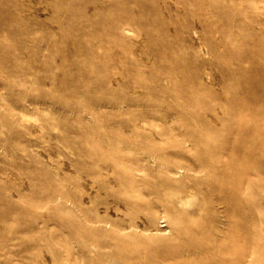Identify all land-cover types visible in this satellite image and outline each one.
Wrapping results in <instances>:
<instances>
[{
	"label": "rangeland",
	"instance_id": "374dc122",
	"mask_svg": "<svg viewBox=\"0 0 264 264\" xmlns=\"http://www.w3.org/2000/svg\"><path fill=\"white\" fill-rule=\"evenodd\" d=\"M263 77L264 0H0V264H264Z\"/></svg>",
	"mask_w": 264,
	"mask_h": 264
},
{
	"label": "bare ground",
	"instance_id": "6f19581e",
	"mask_svg": "<svg viewBox=\"0 0 264 264\" xmlns=\"http://www.w3.org/2000/svg\"><path fill=\"white\" fill-rule=\"evenodd\" d=\"M260 48H261V46H260ZM258 49V48H257ZM260 50V49H259ZM248 54H249V52H248ZM254 56V55H253ZM256 68H257V66L256 65H253V68H249L250 69V71L248 72V74H247V76L249 77V80L250 81H254L255 79H253V77L252 76H255V73H254V70H256ZM257 71V70H256ZM258 72V71H257ZM241 75H242V73H241ZM248 77H246L247 78V80H248ZM257 77V76H256ZM246 78H245V83H246ZM260 78V77H259ZM264 78V77H263ZM248 82V81H247ZM245 83H243V84H245ZM247 84V83H246ZM253 84V83H252ZM251 84V85H252ZM255 84V83H254ZM256 86L258 85V77H257V83L255 84ZM253 86V85H252ZM251 86H249V88H250ZM252 88V87H251ZM251 96H253V97H255L256 96V94L255 93H251Z\"/></svg>",
	"mask_w": 264,
	"mask_h": 264
}]
</instances>
